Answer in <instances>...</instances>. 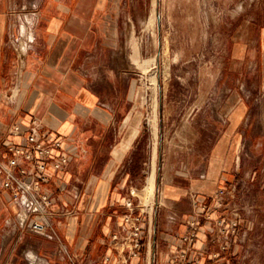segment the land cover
<instances>
[{"label":"crops","instance_id":"1","mask_svg":"<svg viewBox=\"0 0 264 264\" xmlns=\"http://www.w3.org/2000/svg\"><path fill=\"white\" fill-rule=\"evenodd\" d=\"M209 1L216 33L225 26L221 75L209 93L185 98L183 106L163 101L159 88L158 149L149 166L150 176L157 157L153 212L151 223L143 215L132 258L111 236L123 233L125 201L143 210L138 192L149 177L136 169L137 69L127 41L155 21L153 0H0V159L7 161L8 148L23 144L32 127L62 145L51 150L41 183L52 199L53 238L18 228L0 176V264H167L195 203L212 205L217 190L232 186L228 208L211 214L230 219L239 211L231 246L221 251L229 236L201 219L192 254L205 246L198 264H264V0ZM160 3L157 34L165 41L171 14ZM62 155L68 162L56 170L52 162Z\"/></svg>","mask_w":264,"mask_h":264},{"label":"rangeland","instance_id":"2","mask_svg":"<svg viewBox=\"0 0 264 264\" xmlns=\"http://www.w3.org/2000/svg\"><path fill=\"white\" fill-rule=\"evenodd\" d=\"M160 1L153 0L155 21L153 18L146 26L136 29L130 44L127 41L128 54L132 55V65L133 67L136 66L137 69L134 73L136 79L134 96L137 101L136 118L141 128V138H139V151L137 153L140 166L136 169L137 173H140L141 170L147 172V174H143V178L148 177L150 173L151 151L157 153L158 149L159 88H161V95L165 97L163 101L178 102L180 106H183V102L186 101L185 98L206 95L211 90L209 82L217 75L218 77L221 75L219 70L225 50V40L222 33L225 31V26L221 28L219 33H216L215 25L211 24L209 20L211 10L216 11V5L212 8L209 0H165L166 11L171 14V23L170 25L164 24L168 39L165 41L161 39L160 57L157 65L155 59L158 52L156 12L159 15L162 13ZM233 10L236 12V7ZM160 24L162 26V21ZM22 25L27 28L25 21ZM150 28H152V34L156 33L157 40L151 35ZM160 29L162 30V27ZM235 69L239 70L240 66L238 65ZM234 73L236 72H232L230 77ZM253 77L252 75L251 79ZM167 122L166 120L165 132L169 128ZM182 132H186V129L182 128ZM166 134L163 138L168 139ZM178 138L187 141L193 137L181 135ZM143 164L148 165L147 169ZM157 164L158 158L156 157L152 166L154 173V166ZM144 186L146 188L138 192V197L143 204L141 205L142 209L153 202L155 178L152 188L149 187L148 179ZM236 212L240 223L239 211L236 210ZM202 221L207 222L203 218ZM238 230L239 224L236 235ZM251 234L254 236L256 232Z\"/></svg>","mask_w":264,"mask_h":264},{"label":"built area","instance_id":"3","mask_svg":"<svg viewBox=\"0 0 264 264\" xmlns=\"http://www.w3.org/2000/svg\"><path fill=\"white\" fill-rule=\"evenodd\" d=\"M17 131L18 128H15ZM60 141L47 142V137L40 135L34 127L29 128L26 140L18 146H10L8 151L11 157L7 161L0 159V176H3L1 187L7 190L11 201L16 205L17 212L15 215L16 225L22 231H28L32 234L42 237L53 238L54 231L50 221L51 214L49 207L52 199L48 193L41 188V183L46 181L45 168L46 162L49 161L52 149H61ZM36 156V157H35ZM32 161L30 168L20 165L21 161ZM68 162L67 156H60L52 162L54 169L58 170ZM235 186L228 190L219 189L213 196V204L195 203L196 210L193 218L188 223V230L178 239L179 249L172 253L167 264H198L200 258L206 253V247L203 246L193 252V244L197 239L198 226L203 218L213 224L214 228L219 230L221 235H228L229 238L220 244L221 251L229 248L236 236V230L239 224V216L236 209L231 211V218L226 219L223 216L211 218L214 210L227 209L228 199H233ZM131 195L133 193L131 192ZM126 213L123 215L124 230L121 235L113 234L111 242L119 245L123 250H127L128 257H137L143 232V215L151 220L153 212V202L149 206H144L143 210L136 213V207L132 201L127 200L124 203ZM151 223V222H150ZM149 223V224H150ZM148 224V225H149ZM215 242V239H211ZM217 254H212V258Z\"/></svg>","mask_w":264,"mask_h":264},{"label":"bare ground","instance_id":"4","mask_svg":"<svg viewBox=\"0 0 264 264\" xmlns=\"http://www.w3.org/2000/svg\"><path fill=\"white\" fill-rule=\"evenodd\" d=\"M23 24V23H22ZM22 34L23 35H25L26 37L28 36V34H27V28L26 27H24L23 25H22ZM30 34V33H29ZM31 35V34H30ZM151 35H153V34H151ZM154 36H155V33H154ZM153 36V37H154ZM156 38V37H155ZM25 45V44H24ZM24 45L23 44H21L20 45V51L22 52V51H24ZM133 45V44H132ZM156 59V58H155ZM154 59V60H155ZM153 164H154V162H153ZM155 167V166H154ZM155 169V168H154ZM154 178H155V173H154V170L152 171V173H151V175L149 176V178H148V183H149V187H151L152 188V186L154 185ZM29 255V254H28ZM32 255V254H31Z\"/></svg>","mask_w":264,"mask_h":264},{"label":"water","instance_id":"5","mask_svg":"<svg viewBox=\"0 0 264 264\" xmlns=\"http://www.w3.org/2000/svg\"><path fill=\"white\" fill-rule=\"evenodd\" d=\"M156 22H157V27L158 29H160V15L158 12H156ZM160 48H161V37L160 34L158 35V52L156 55V61H157V65L159 62V57H160Z\"/></svg>","mask_w":264,"mask_h":264}]
</instances>
